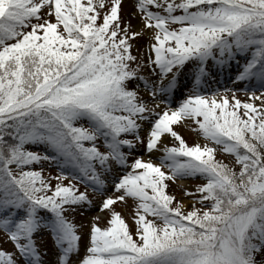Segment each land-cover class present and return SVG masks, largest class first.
I'll use <instances>...</instances> for the list:
<instances>
[{
	"label": "snow or ice",
	"instance_id": "6c2138e0",
	"mask_svg": "<svg viewBox=\"0 0 264 264\" xmlns=\"http://www.w3.org/2000/svg\"><path fill=\"white\" fill-rule=\"evenodd\" d=\"M125 3L0 0V264H264V0Z\"/></svg>",
	"mask_w": 264,
	"mask_h": 264
},
{
	"label": "rangeland",
	"instance_id": "374dc122",
	"mask_svg": "<svg viewBox=\"0 0 264 264\" xmlns=\"http://www.w3.org/2000/svg\"><path fill=\"white\" fill-rule=\"evenodd\" d=\"M130 3H131V0H126V3H125V10H126V11H129V10H130ZM241 98H243V97H241ZM179 131H181V133H182V135L184 136L185 140H186L189 144L195 142L196 137H195V135H194L193 133H191V131H189L188 129H184V128L179 129ZM200 142L203 143V140H201ZM217 155H218V157H220V158H222V159H226V160L228 159V158L225 157V156H220L219 153H218ZM185 183H186L187 186L191 187V186H193V185H195V184H197V183H200V180H199V179L188 180V181H186ZM129 203H131V202H129ZM95 214H96V213H95V211L93 210L92 212H87V213H85L84 216H83V218H81V217L78 216V217H77V220H80V219L88 220L91 216H93V215H95Z\"/></svg>",
	"mask_w": 264,
	"mask_h": 264
},
{
	"label": "trees",
	"instance_id": "16d2710c",
	"mask_svg": "<svg viewBox=\"0 0 264 264\" xmlns=\"http://www.w3.org/2000/svg\"><path fill=\"white\" fill-rule=\"evenodd\" d=\"M220 158V157H219Z\"/></svg>",
	"mask_w": 264,
	"mask_h": 264
}]
</instances>
